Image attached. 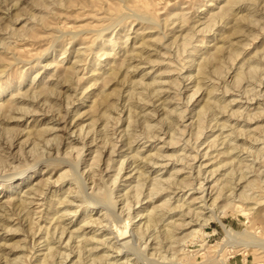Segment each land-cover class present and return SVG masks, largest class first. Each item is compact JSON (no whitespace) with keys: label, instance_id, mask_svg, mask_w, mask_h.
<instances>
[{"label":"rangeland","instance_id":"1","mask_svg":"<svg viewBox=\"0 0 264 264\" xmlns=\"http://www.w3.org/2000/svg\"><path fill=\"white\" fill-rule=\"evenodd\" d=\"M227 1L0 0V212L7 210L11 230L0 231V264H38L46 254L38 239L57 224L65 228L61 246L70 234L76 253L63 264H215L216 243L227 240L217 218L235 232L259 231L264 239V0H247L217 19ZM184 35L192 43L186 48ZM154 37L159 42L143 50V40ZM207 60V76H201L199 64ZM206 100L211 104L199 115ZM129 111L130 135L122 131ZM99 151L100 162L90 166ZM155 181L163 190L147 198ZM34 184L38 190L30 193ZM67 189H75L74 197L66 196ZM242 189L251 197L244 203ZM103 191H111L116 206L97 204L84 212L74 202ZM219 192L220 199L202 211V218L217 214L202 227L208 251L194 241L182 260L179 244L171 241L192 229L187 221L202 205L192 204L193 197L202 196L208 206ZM164 200L160 220L145 230L144 209ZM231 200L235 207L227 206ZM138 211L143 217H136ZM85 213L97 224L83 226ZM126 217L133 223L123 246L110 230ZM174 223L177 230L166 241L162 230ZM140 228L144 234L138 235L134 229ZM236 240L220 259L264 264L261 250L245 251L244 239ZM57 251L47 264L61 263Z\"/></svg>","mask_w":264,"mask_h":264},{"label":"bare ground","instance_id":"2","mask_svg":"<svg viewBox=\"0 0 264 264\" xmlns=\"http://www.w3.org/2000/svg\"><path fill=\"white\" fill-rule=\"evenodd\" d=\"M121 1V0H120ZM133 1V0H132ZM245 1H247V0H229V1H227V4L225 5V7H227L226 8V10H221V12L219 13V14H217L215 17H217V19L218 18H221V20L222 19H224L226 16L225 15H227L226 14V11L227 10H230V12H231V10H232V8L234 9L236 6H238V5H243V3H245ZM252 1V0H251ZM250 1V2H251ZM254 1V0H253ZM256 1V0H255ZM116 2H118V0H116ZM127 2H129V1H127ZM248 2H249V0H248ZM262 2V1H261ZM211 3V2H210ZM247 3V2H246ZM257 3V2H256ZM213 3H211V5H212ZM211 5H209V6H211ZM214 5V4H213ZM245 5V4H244ZM249 5H251V4H249ZM124 6V5H123ZM249 7H251V6H249ZM254 6H253V3H252V8H253ZM256 7V6H255ZM114 8V10H115V7H113ZM210 8V7H209ZM222 8V7H221ZM239 8V7H238ZM244 8V7H243ZM247 8V7H246ZM253 10V9H252ZM233 11V10H232ZM255 11V10H254ZM210 12V11H209ZM229 12V11H228ZM209 14V13H208ZM211 14V13H210ZM209 14V17H212L213 15H210ZM215 14V13H214ZM249 14H250V12H249ZM126 16V15H125ZM130 16V15H129ZM137 16V15H136ZM225 16V17H224ZM228 16V15H227ZM249 16V15H248ZM214 17V18H215ZM121 19V18H120ZM207 19L209 20L210 18H208L207 17ZM206 19V20H207ZM240 19H243V18H240ZM248 19V18H247ZM122 20V19H121ZM136 20H143L142 18H140L139 16L138 17H136ZM213 20H215V19H213ZM239 20V19H238ZM244 20V19H243ZM153 21V20H152ZM210 21V20H209ZM212 21V20H211ZM224 21V20H223ZM245 21H247L246 20V18H245ZM249 21V20H248ZM247 21V22H248ZM140 22V21H139ZM149 24H152V23H154V22H151V21H147ZM212 22H216V20L215 21H212ZM252 24V23H251ZM143 27V26H142ZM246 27V26H245ZM241 28V27H240ZM145 29H146V27H145ZM147 29H150L149 27L147 28ZM238 29V28H237ZM237 29H235V30H237ZM238 32H239V30H237ZM237 31H236V34H237ZM150 32V31H149ZM234 31H232V34H234L233 33ZM184 33V32H183ZM151 34V33H150ZM152 35V34H151ZM143 37V36H142ZM149 37V36H148ZM197 38H198V36H197ZM164 39V38H163ZM229 40H230V38H228ZM142 41V40H141ZM179 41V40H178ZM191 40H190V37H186V35H184V37H182V41H181V45L184 47V48H186L187 47V45H191L192 43L190 42ZM159 42V39H158V37H154V38H149V39H144L143 40V42H142V46H143V50L144 49H147V50H150V49H152L157 43ZM193 42V41H192ZM205 42V41H204ZM180 43V42H179ZM225 43V42H224ZM231 43V42H230ZM230 45V44H229ZM110 46V45H109ZM204 47V46H203ZM231 47V46H230ZM229 48V47H228ZM125 49V48H124ZM142 49V48H141ZM235 49V48H234ZM123 50V49H122ZM182 50V49H181ZM214 50H217L216 48L214 49ZM219 50V49H218ZM233 50V49H232ZM130 51V50H129ZM128 51V52H129ZM227 51V50H226ZM155 52H157V51H155ZM160 52V51H159ZM210 52V51H209ZM233 52V51H232ZM208 53V52H207ZM148 54V53H147ZM151 54V53H150ZM157 54V53H156ZM156 54H155V56H156ZM80 55V54H79ZM143 55V54H142ZM133 56H135V55H133ZM146 56V55H145ZM151 56V55H150ZM219 56V55H218ZM139 57V56H138ZM140 57H141V55H140ZM204 57V56H203ZM144 59V58H143ZM157 59H158V57H157ZM196 59V58H195ZM199 60H200V58H198ZM219 59V58H218ZM130 60V59H129ZM141 60V59H140ZM165 60V59H164ZM132 61H133V59H132ZM206 61V60H205ZM204 61V62H205ZM147 62V61H146ZM201 62V64H199V70H197L198 71V73L201 75V76H203V75H205V76H207L206 74H207V72H206V65L207 64H209L208 62V60H207V62ZM195 64V63H194ZM138 65V64H137ZM127 66V65H126ZM209 67V66H208ZM208 67H207V69H208ZM243 67V66H242ZM251 68H253V67H251ZM168 69H169V67H168ZM172 69V68H171ZM112 70V69H111ZM110 70V71H111ZM120 71V70H119ZM245 72V71H244ZM112 73V72H111ZM113 74V73H112ZM145 74V73H144ZM148 74V73H147ZM146 74V75H147ZM240 74V73H239ZM245 74V73H244ZM242 75V74H241ZM237 76V75H236ZM240 77V76H239ZM197 78V77H196ZM198 79V78H197ZM201 79V78H200ZM201 80H204V78L203 79H201ZM128 82V81H127ZM128 84V83H127ZM199 84V83H198ZM236 84V83H235ZM197 85V84H196ZM130 86V85H129ZM163 86V85H162ZM199 87V86H198ZM128 90V89H127ZM3 91V90H2ZM1 90H0V93L2 92ZM209 91H210V89H209ZM4 92V91H3ZM155 93H156V95H157V93H159L158 91H154ZM162 94V93H161ZM160 95V94H159ZM210 95V94H209ZM152 96V95H151ZM211 97V96H210ZM213 98V97H212ZM211 98V99H212ZM144 99L145 98H143V101H144ZM190 99V98H189ZM204 99H206V98H204ZM210 99V98H209ZM215 99V98H214ZM138 103H139V101H138ZM142 103V102H141ZM149 103V102H148ZM204 104L200 107V109H199V112H198V114L200 115L202 112H204L208 107H209V105L211 104L210 103V100L207 102V100L205 101V102H203ZM214 103V102H213ZM145 104V103H144ZM215 104V103H214ZM213 104V105H214ZM217 104H218V102H217ZM132 105V104H131ZM139 105V104H138ZM144 106V105H143ZM67 107V106H66ZM134 107H136V106H134ZM198 110V109H197ZM223 110V109H222ZM128 111V110H127ZM146 111V110H145ZM111 112V111H110ZM206 112V111H205ZM213 112V111H212ZM132 113V112H131ZM135 114V113H134ZM198 114H197V116H198ZM144 116V115H143ZM168 116V115H167ZM169 116H170V114H169ZM196 116V117H197ZM100 117H105L106 118V116L104 115V113L100 116ZM126 119H128V122H127V124H126V128H124L122 131L124 132V133H126L127 131L129 132V128H132L131 126H132V124L134 125V119H132L131 118V116H130V111H129V113L126 115ZM199 117V116H198ZM119 118V117H118ZM107 119H108V117H107ZM199 119V118H198ZM120 121V120H119ZM124 121V120H123ZM147 121V120H146ZM145 121V122H146ZM107 122H108V120H106L105 121V124L103 125L104 127L103 128H106V124H107ZM169 122V121H168ZM136 123V122H135ZM139 124V123H138ZM197 126V125H196ZM154 127V126H153ZM215 128H216V126H215ZM88 129V128H87ZM226 129V128H225ZM89 130H91V129H89ZM82 131V129H80V132ZM89 132V131H88ZM87 132V133H88ZM82 133V132H81ZM129 135H130V132L128 133ZM126 138H127V136H126ZM146 138V137H145ZM152 138H153V136H152ZM93 140V139H92ZM149 140V139H148ZM94 142V141H93ZM103 142H104V140H103ZM134 143V142H133ZM95 147V146H94ZM102 147H105V144L102 146ZM98 147H96V149H97ZM138 148V147H137ZM233 148V147H232ZM232 148H231V150H232ZM59 149V148H58ZM95 149V148H94ZM99 149V148H98ZM81 150V149H80ZM43 153V152H42ZM76 155V154H75ZM218 155V154H217ZM99 156H100V151H99V153L97 154V156H95V157H93V159H92V163L90 164V166H94V165H96L98 162H100V158H99ZM102 156V155H101ZM204 156H206V155H204ZM49 159H50V157H49ZM63 158H61V160H62ZM133 159V158H132ZM52 160V159H51ZM56 160V159H55ZM60 161V160H59ZM48 162V161H47ZM63 163V161H60V163ZM61 163V164H62ZM64 163H66V162H64ZM122 163H123V161H122ZM122 163H119V164H122ZM220 163V162H219ZM48 164V163H47ZM109 164V163H108ZM36 165V164H35ZM69 165H71V164H69ZM87 165V164H86ZM98 165V164H97ZM134 165V164H133ZM152 165V164H151ZM76 166V165H75ZM110 166V165H109ZM157 165H155V167H156ZM220 166V165H219ZM242 166V165H241ZM70 167V166H69ZM222 167V165L219 167V168H221ZM26 168V167H25ZM71 168V167H70ZM86 168V167H85ZM96 169V168H95ZM122 169V168H121ZM218 169V168H217ZM71 170V169H70ZM116 170H118V169H116ZM213 170V169H212ZM64 171V170H63ZM91 174L88 172V174L90 175V179H92V176L95 174V171H94V169H93V167H91ZM119 171H120V166H119V170L117 171V174L119 173ZM33 173V172H32ZM214 173V172H213ZM82 175V174H81ZM88 175V176H89ZM140 175V174H139ZM232 175V174H231ZM7 176V175H6ZM242 176V175H241ZM8 177V176H7ZM65 177H66V175H65ZM79 177V176H78ZM138 177V176H137ZM31 178V174L30 175H26L24 178H23V182H27L29 179ZM63 178V176H60V177H58V179L60 180V179H62ZM74 178V177H73ZM244 177H242V179H243ZM82 179V178H81ZM111 179V178H110ZM117 179V178H116ZM116 179H113V181L115 180L116 181ZM235 179V178H234ZM84 180V179H83ZM88 180V179H87ZM241 180V179H240ZM71 180H69V182H70ZM79 181V180H78ZM90 181H92V180H90ZM136 181V180H135ZM134 181V182H135ZM59 182V181H58ZM62 182V181H61ZM80 182V181H79ZM84 182V181H83ZM88 182V181H87ZM103 182V181H102ZM133 182V181H132ZM160 181H155L154 183H152V189H151V192L148 194V197L147 198H151L153 195H157L158 193H160L162 190H163V186H162V184H160L159 183ZM217 182V181H216ZM253 181H250L248 184H251ZM57 183V182H56ZM93 183V182H92ZM203 183V182H202ZM226 183V182H225ZM225 183H224V185H225ZM228 183V182H227ZM102 184V183H101ZM167 185H169V184H167ZM166 185V186H167ZM202 185V184H201ZM223 185V184H222ZM253 185V184H252ZM31 186V185H30ZM37 186H38V184H34V186H31L30 187V189H29V191H30V193H32V192H37V190H38V188H37ZM72 186V185H71ZM80 186V185H79ZM188 186V185H187ZM67 187V186H66ZM73 187V186H72ZM75 187V186H74ZM92 187V186H91ZM93 187H94V185H93ZM102 187V186H101ZM8 188H10V185H8ZM82 188V187H81ZM97 188V187H96ZM228 188V187H227ZM247 188V187H246ZM58 189H61V188H58ZM80 189V188H79ZM90 189V188H89ZM102 189V188H101ZM182 189V188H181ZM180 189V190H181ZM224 189V188H223ZM56 190V189H55ZM68 190V192H67V194H66V196L68 197H70L71 195H70V193L71 194H75V189L72 191V189H67ZM84 190V189H83ZM82 190V191H83ZM141 190V189H140ZM244 189H242V192H240L239 193V199H241V201L244 203V201H246L248 198L249 199H251V197H249L246 193H245V191H243ZM246 190V189H245ZM28 191V190H27ZM130 192H131V190H129ZM221 191V190H220ZM232 191H234L233 189H232ZM247 191V190H246ZM52 192V194L54 193V190H52L51 191ZM77 192V191H76ZM79 192V191H78ZM98 192V191H97ZM28 193V192H27ZM30 193H28V194H26V195H31ZM92 193V192H91ZM136 193H137V191H136ZM74 194H73V197H74ZM218 195L216 196V197H214L213 199H212V202H211V204L210 205H208L207 206V201H205V198H203L202 196H200V197H198V198H194L193 197V199H192V204H196V203H199V204H202V205H200V206H198V207H196V208H194L193 209V211L191 212V215H192V213H193V216H194V218H190L191 220L189 221H187L188 222V224L186 225V226H188V225H190V226H188L189 228L188 229H191L188 233H186L185 235H183L181 238H177V239H174V237H173V233L172 232H174L173 230L174 229H176L177 230V228H174V227H176L177 226V224H175L174 226H172V224H171V226H169L168 224H166V228L164 229V227H163V229L164 230H162L163 231V233L165 234V237H166V241H168L169 240V242H170V240L172 239V237H173V240L171 241L172 242V244L173 243H176V244H179V250L177 251V252H181V255H182V260L184 259V261H185V258H187V257H185V253H188V252H191V251H188V249H187V244L189 245V244H193V242L195 241L196 243H198V246L200 247V249H199V251H204V253H206L207 251H208V245L206 244V243H204L203 241H204V239L202 238V237H207L208 235L207 234H204V232L202 231L203 229H202V227L204 226V224H206L211 218H213L214 216H217V214L215 215V214H213V215H210V216H208V217H204V218H202L203 217V215L205 214L206 215V213H204V212H202L203 210H205V209H207V207H210V206H212V205H214L217 201V199L220 197V195L222 194L221 192H219V193H217ZM231 194H233V193H231ZM82 195V194H81ZM85 195V194H84ZM129 195V194H128ZM227 195V194H226ZM66 196H64L65 198H66ZM86 196V195H85ZM89 196V195H88ZM142 196V195H141ZM222 196V195H221ZM228 196L229 197H231L230 196V194H228ZM237 196V195H236ZM27 197V196H26ZM30 197V196H29ZM62 197V196H61ZM72 197V196H71ZM76 197V196H75ZM227 197V196H226ZM228 197V198H229ZM10 198V197H9ZM83 198V197H82ZM131 198V197H130ZM211 198V197H210ZM236 198V197H235ZM24 199V198H23ZM48 199V198H47ZM53 199V198H52ZM72 199V198H71ZM76 199H77V197H76ZM220 199V198H219ZM227 199V198H226ZM21 200V199H20ZM51 200V199H50ZM73 200V199H72ZM72 200H67L66 201V199H65V201H62L61 199H60V204H62V203H67L68 204V206L69 207H72L73 205H71V204H73V201ZM83 200H85V199H83ZM82 200V201H83ZM133 200V199H132ZM168 200V199H167ZM170 200V199H169ZM197 200H199L198 202H197ZM211 200V199H210ZM229 200V199H228ZM235 200V199H234ZM57 201H59V200H57ZM77 201V200H75L74 199V202H77V203H79V207H82V211H88V212H92L95 208H97L96 207V205L97 204H101L103 207H105L103 204H105L106 203V205H107V203H108V205H109V203L112 205V206H116V203L113 201V199H112V196H111V191H103L102 193H97L95 196L94 195H91V196H89L88 198H87V201ZM227 201V200H226ZM232 201V200H231ZM238 201V200H237ZM248 201V200H247ZM20 202V201H19ZM23 203H24V201H22ZM21 202V203H22ZM26 202V201H25ZM49 202V201H48ZM127 202V201H126ZM125 202V203H126ZM151 202V201H150ZM20 203V204H21ZM57 203V202H56ZM55 203V204H56ZM129 203V202H128ZM236 201H232L231 203H228L227 204V206H236ZM240 203V202H239ZM256 203V202H255ZM53 204V203H52ZM66 204V205H67ZM22 205V204H21ZM20 205V206H21ZM25 205V204H24ZM26 205H27V203H26ZM29 205V204H28ZM88 205V206H87ZM108 205L106 206L107 207V210H108ZM110 205V206H111ZM167 205V201L166 200H164L160 205H158V206H153V207H151L150 209H147L148 207H146V209H144L145 211H146V214L144 215L143 213H141V211H138V212H136V217H143V215H144V218L143 219H145L146 218V221H145V223H146V225H145V223L143 224V227H144V225H145V230H148L149 228H150V226H155L156 224H153V223H156V220H160L159 218H157L158 216H156V215H159L157 212H161V210H162V208L164 209V206H166ZM241 205H242V203H241ZM256 205H257V203H256ZM85 206V207H84ZM111 206V207H112ZM254 206H255V204H254ZM263 206V205H262ZM22 207V206H21ZM25 207H27V206H25ZM53 206L52 205H50L48 208H52ZM68 207V208H69ZM105 207V208H106ZM233 207V208H234ZM68 208L65 210V212L66 213H68V212H77L76 210H74V211H71V210H68ZM104 208V209H105ZM114 208V207H113ZM21 209V208H20ZM100 209V208H99ZM103 209V208H102ZM190 209V208H189ZM48 210H50V209H48ZM53 210H54V208H53ZM104 211L103 213H105V212H108V211ZM173 210V209H172ZM171 209H166V212L168 211V213H169V211H172ZM246 210L247 211H252V210H256V208L255 207H250V208H246ZM20 211V210H19ZM55 212H56V210H54ZM21 212V211H20ZM96 212H98V211H96ZM109 212H110V210H109ZM53 213V212H52ZM208 213V212H207ZM56 214H57V212H56ZM61 214V213H60ZM164 214V213H163ZM163 214H162V217H163ZM186 214V213H185ZM185 214H184V216H185ZM249 214H251V213H249ZM7 215V210H2V212H0V231L1 230H3V231H7V232H9V231H11V230H9L8 229V227H10V226H8V224H5L6 222H8V220L9 219H6L5 218V216ZM52 215V214H51ZM55 214H53V216H54ZM92 215V214H91ZM100 215V214H99ZM161 215V214H160ZM159 215V216H160ZM190 215V216H191ZM56 216V215H55ZM262 216V215H261ZM7 217V216H6ZM61 217H63V214L61 215V216H57L56 217V219H55V222H56V220H58L59 218H61ZM103 217V216H102ZM155 217H156V219H155ZM162 217H160V218H162ZM192 217V216H191ZM100 218V217H99ZM117 218H118V216H117ZM186 218V217H185ZM217 218V217H216ZM106 219H107V217H106ZM131 219L132 218H130V217H126V219L125 220H122L121 219V221H118V223L117 224H119V223H122L120 226L118 225H115L116 223H114V224H112L111 225V228L112 227H114V229H113V231L112 230H110V234L112 235V234H114L115 236H114V238L116 239V241H123V240H125L126 238H127V236H128V233H131L130 232V225L133 223H131ZM164 219V218H163ZM52 220H54V217H53V219ZM96 220H98V219H96ZM96 220L95 219H92V217L90 216H88L87 215V213H85L84 214V217H83V219L81 220V223H83V226H88V225H90V226H92V225H95V224H97L96 223ZM217 220H218V223L220 224V226L222 227V229L224 230V232H225V235H226V241L225 242H217L216 244L218 245V247H219V253L213 258V260L212 261H215L216 263L215 264H227L226 263V258L227 257H225V258H223V259H220V253L224 250V249H226L227 247H229L230 245H231V243L232 242H236L237 240L236 239H239V238H243L244 240H242V243H241V245L244 247V250L245 251H247L248 249H251V248H253V247H257L259 250H261V253H263L264 254V239L262 238V237H259L258 236V234H259V231H252V232H246V231H244V232H242V233H238V232H235V231H233L228 225H225V224H223L220 220H219V218H217ZM60 221V220H59ZM105 221V220H104ZM107 221V220H106ZM111 221V220H110ZM115 221V220H114ZM155 221V222H154ZM162 221V220H161ZM182 221H184V220H182ZM249 221V219H247V222ZM186 222V223H187ZM104 223V222H103ZM131 223V224H130ZM182 223V222H181ZM184 224H185V222H183ZM191 223V224H190ZM193 223V224H192ZM101 224V223H100ZM153 224V225H152ZM139 225V224H138ZM61 225H59V224H57V226H55L54 228H53V231L52 232H46L41 238H39L38 239V241H41L42 240V242L44 243L45 242V249H44V251H46V254L45 255H43V257L42 258H39L38 259V264H47V260L49 259V258H52L53 256H54V252L55 251H57V248H61L63 245V241H62V236H63V234H64V232H65V228L64 227H60ZM98 226V225H97ZM101 225H99V227H100ZM102 226H103V224H102ZM140 226H142V225H140ZM165 226V225H164ZM96 227V226H95ZM139 227V226H138ZM181 225H180V229H181ZM184 227V226H183ZM194 227H196V228H194ZM77 229H80V226L77 228ZM82 229V228H81ZM132 229V228H131ZM167 229V230H166ZM169 229V230H168ZM47 230V229H46ZM45 230V231H46ZM52 230V229H51ZM100 230V229H99ZM135 231L134 232H136L138 235H141L142 233H143V229H134ZM152 230H153V227H152ZM49 231V230H48ZM76 231V230H75ZM96 231V230H95ZM75 233V232H74ZM5 234V233H4ZM144 234V233H143ZM160 234V233H159ZM163 234V235H164ZM131 235H133V234H131ZM157 235V234H156ZM163 235H161V236H163ZM160 236V235H159ZM71 235L69 234V237H68V239L66 240V242H65V245H64V247H62L63 248V252L61 253L59 250L57 251V253H56V255H58V257H60L61 258V263L60 264H63L69 257H70V254L71 253H73L74 251H75V248H73V247H71V245H70V243H71ZM79 237V236H78ZM93 237V236H92ZM81 238V237H80ZM82 238H85V237H82ZM199 238H202V240H200ZM90 239V238H89ZM92 239V238H91ZM158 239V238H157ZM165 239V238H164ZM73 240V239H72ZM85 240V239H84ZM96 240V239H95ZM106 240V239H105ZM236 240V241H235ZM90 241V240H89ZM91 241H93V240H91ZM130 241V240H129ZM128 240H125V241H123L120 245H125V246H128V243H130ZM162 241V240H161ZM41 242V243H42ZM104 242V241H103ZM161 243V242H160ZM83 244H84V241H83ZM2 245H3V242H2ZM54 245H57L58 247H54ZM62 245V246H61ZM76 245V244H75ZM85 245V247H86V244H84ZM134 245V244H133ZM158 245V244H157ZM44 246V245H43ZM78 246L79 247H81L80 245H79V241H78V243H77V250H76V252H77V259H80L81 257H80V255L83 257V253H82V250H80V248H78ZM88 246V245H87ZM168 247V246H167ZM69 248V249H68ZM82 248V247H81ZM120 248H122V247H120ZM161 248H163V246L161 247ZM169 249V248H168ZM62 250V249H61ZM160 250V249H159ZM88 251V250H87ZM117 252V251H116ZM75 253V252H74ZM91 253V252H90ZM119 253V252H118ZM76 254V253H75ZM86 254V253H85ZM84 254V255H85ZM88 255V254H87ZM173 255V254H172ZM89 256V255H88ZM161 256V255H160ZM192 256V255H191ZM36 257V256H35ZM95 257V256H94ZM263 257H264V255H263ZM37 259V258H36ZM90 259V258H89ZM92 259V258H91ZM125 259V258H124ZM180 259V260H181ZM165 260V259H164ZM179 260V261H180ZM190 260V259H189ZM4 261V260H3ZM69 261H72V259L71 260H69ZM83 261V260H82ZM127 261V260H126ZM141 261V260H140ZM244 262H245V260H243ZM8 261H6V263H7ZM89 262V261H88ZM93 262V261H92ZM190 262V261H189ZM95 263V262H94ZM186 263H188V262H186ZM2 264V263H1ZM49 264V263H48ZM53 264V263H52ZM72 264H76L75 262H72Z\"/></svg>","mask_w":264,"mask_h":264}]
</instances>
